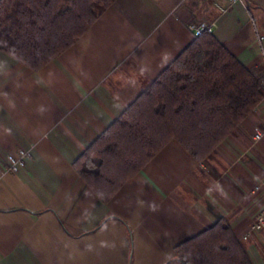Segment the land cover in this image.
Instances as JSON below:
<instances>
[{"label":"crops","instance_id":"crops-1","mask_svg":"<svg viewBox=\"0 0 264 264\" xmlns=\"http://www.w3.org/2000/svg\"><path fill=\"white\" fill-rule=\"evenodd\" d=\"M200 22L264 75V0H115L39 69L0 49V264H180L175 246L221 216L264 264V229H252L264 207V98L210 158L172 141L110 201L74 167ZM20 150L13 172L8 154Z\"/></svg>","mask_w":264,"mask_h":264},{"label":"trees","instance_id":"trees-1","mask_svg":"<svg viewBox=\"0 0 264 264\" xmlns=\"http://www.w3.org/2000/svg\"><path fill=\"white\" fill-rule=\"evenodd\" d=\"M115 0H0V49L39 69L70 48ZM264 75L213 33L195 36L78 156L75 169L110 201L167 144L203 162L264 98ZM180 264H253L221 216L177 244Z\"/></svg>","mask_w":264,"mask_h":264},{"label":"built area","instance_id":"built-area-1","mask_svg":"<svg viewBox=\"0 0 264 264\" xmlns=\"http://www.w3.org/2000/svg\"><path fill=\"white\" fill-rule=\"evenodd\" d=\"M222 1L232 4L238 0H222ZM190 28L197 36L205 32L212 33L214 31V24L208 22H200L198 24L191 25ZM263 84H264V77H263ZM255 138L257 140H261L264 138V123L262 124L261 127H259L256 130ZM27 154L28 153L25 150H20L18 153L8 154V163L10 170L13 172L19 171L26 163ZM252 229L257 231L264 229V207L256 215L255 220L252 224Z\"/></svg>","mask_w":264,"mask_h":264}]
</instances>
